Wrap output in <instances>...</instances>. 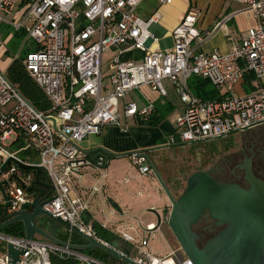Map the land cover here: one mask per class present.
I'll return each instance as SVG.
<instances>
[{
	"label": "built area",
	"instance_id": "built-area-1",
	"mask_svg": "<svg viewBox=\"0 0 264 264\" xmlns=\"http://www.w3.org/2000/svg\"><path fill=\"white\" fill-rule=\"evenodd\" d=\"M142 1L0 0V23L24 30L34 42L21 63L50 104L45 111L31 106L0 70V208L7 203V216L39 196L44 210L96 236L83 219L88 200L75 187L88 167L103 177L108 156L100 150L86 154L80 147L87 136L100 134L105 126H121V116L150 125L156 108L142 92L143 86L166 98L167 82L182 103L164 143L209 140L264 123V0H230L241 5L240 11L252 13L256 25L237 41L228 36L227 52L199 48L204 37L192 12L169 34L172 45L159 49L149 28L159 21L160 13L155 10L143 18L137 11ZM1 48L5 41L0 38ZM131 50L141 51L142 56L122 58ZM245 75L252 76L250 90L239 93ZM192 76L208 80L221 97L195 96L187 86ZM136 91L143 101L132 97ZM131 163L139 174H153L144 154L131 155ZM35 168L47 177L42 183L52 186L45 198L50 189L34 182ZM30 186L38 189L28 191ZM99 190L94 185L90 194ZM157 227L145 224L143 234L135 236L124 229L119 232L136 251L131 258L138 264H192L179 245L163 256L146 249V236ZM8 242L24 251L18 264H51L52 254L72 257L79 264L98 262L40 237L29 241L24 234L16 237L0 230V264H8Z\"/></svg>",
	"mask_w": 264,
	"mask_h": 264
},
{
	"label": "crops",
	"instance_id": "crops-1",
	"mask_svg": "<svg viewBox=\"0 0 264 264\" xmlns=\"http://www.w3.org/2000/svg\"><path fill=\"white\" fill-rule=\"evenodd\" d=\"M240 9L239 3L230 0H170L162 5L158 4L156 0H143L137 11L143 18L155 10L159 11V21L153 23L149 28L158 39L157 47L159 49L172 45L169 34L189 12H192L197 16V30L204 37L199 48L227 52L231 47L228 36L237 41L246 32V29L256 25L253 14L248 11H240ZM141 56V51L131 50L123 54L122 58L139 59ZM1 71L6 74V69ZM248 89L250 90L249 84L246 85L243 80L237 91L239 93L248 92ZM141 90L153 100L155 108L164 99L174 106L173 112L175 111L176 104L172 99L167 98L169 95L166 98H161L148 86H143ZM135 93L132 97L137 96L140 102L143 101L139 92ZM170 115L157 126L145 124L137 118L123 117L122 120L120 119L121 126H105L100 134L93 135L82 142L81 147L84 149L103 147L115 153L152 148L148 155H156L158 149L161 148L159 146L164 143L165 133H169L173 127L174 118ZM122 157L108 158L102 168L103 177L97 170L86 168L84 176L76 184V192L88 200L87 224L91 226L94 222L99 223L102 227L115 232L117 236H120L119 232L122 229L135 236L136 232L139 235L143 234L145 224L156 223L158 227L151 234L166 236L163 224L170 209L168 198L166 197V200L159 192L160 185L153 174H139L137 168L131 163V156H124L128 157V161L124 157V160H120ZM159 166L164 168L161 165V160H159ZM94 185H99L100 190L90 194L91 187ZM158 217H160L159 223ZM138 221L143 225L141 228ZM130 226H133L136 231Z\"/></svg>",
	"mask_w": 264,
	"mask_h": 264
},
{
	"label": "water",
	"instance_id": "water-1",
	"mask_svg": "<svg viewBox=\"0 0 264 264\" xmlns=\"http://www.w3.org/2000/svg\"><path fill=\"white\" fill-rule=\"evenodd\" d=\"M3 74L5 75V72ZM24 99L32 106L26 98ZM151 149L115 153L103 147L91 149L80 147V150L86 154L100 150L111 157L137 156L140 153L147 157V162L156 181L170 202L167 227L192 264H264V181L253 174L249 159L245 158L244 163L240 165L244 168L247 188L237 183L219 182L208 170H203L191 173L186 179L185 189L178 197H174L148 155ZM20 166L24 169L32 168L29 165L20 164ZM4 168L5 165L2 166V170ZM35 170L34 182L50 189L44 195L45 198L51 193L52 186L39 181L40 170L39 168H35ZM32 189L38 188L34 186L27 188L28 191ZM41 192L40 189L39 195ZM42 203L37 196L32 202L22 204L20 210L9 216L5 214L6 203L4 207L0 208V230L21 222L26 240L31 241L35 237H40L81 253L87 249L99 248L124 264H138L115 246L112 247L97 236L84 232L62 218L47 212L42 208ZM205 212L216 225H224V227L210 237L202 247H199L197 244L198 235L194 233L193 225L200 220ZM44 215L69 232L78 234L86 242L73 244L50 234L36 222L38 217ZM1 217L7 218L2 221ZM159 222L160 217H158ZM6 248L8 264H18L24 251L10 242L7 243Z\"/></svg>",
	"mask_w": 264,
	"mask_h": 264
},
{
	"label": "rangeland",
	"instance_id": "rangeland-1",
	"mask_svg": "<svg viewBox=\"0 0 264 264\" xmlns=\"http://www.w3.org/2000/svg\"><path fill=\"white\" fill-rule=\"evenodd\" d=\"M17 9L18 6L16 7L15 11ZM0 38L5 41L6 47V49H0V70H5L6 65L9 64V62L14 59L16 55L23 57L26 51L34 47V42L31 38H27L26 34L23 35L22 33H16L13 27L4 23H0ZM107 65V56L104 54L102 65L103 74H106L107 72ZM164 84L170 93L167 98L172 99L176 104L175 111L170 115L171 117L175 118L176 112L181 109L182 104L179 102L178 97L173 93L171 86L167 82H164ZM122 118L123 117L121 116V120ZM91 136L93 135L87 136L82 142L88 140ZM163 145L164 146L162 148L158 149L156 155L149 154V157L156 166L159 174L164 176L166 181L165 183L170 189L171 193L174 195V197H178L185 189L186 179L191 173L195 171L216 169L217 167H223L226 170H229L235 163V159L233 158L232 154H235L236 158H240L241 150L246 152L247 155L253 151L255 157L262 155L261 152H264V124L262 127L251 129V131L247 133L244 131H236L229 133V135L226 134L225 136L216 137L209 140H200L187 143L175 142L173 144L163 143ZM109 158L115 159L111 156ZM124 158L128 161V157ZM124 158L122 157L120 160H124ZM159 160H161V165H163L164 171L159 166ZM215 174L217 175L218 172L216 171ZM222 177L227 176L224 175ZM159 192H161V194L166 199V196L161 188ZM36 220L37 224L43 225L44 229H49V231H51L53 234H57L62 230L61 225H59L57 222H52L45 219L44 216H40ZM166 221L167 218L163 224V229L166 236H146L148 238V245L146 246V249L153 255L163 256L173 247L178 246L175 237L173 234H171V231L167 227ZM214 233H216V231L210 232L207 234L206 238L210 237ZM116 243V246L119 247L118 249H125V246H127V248L130 246L128 248L130 251V257L136 256V252L131 249L133 248V245L129 243L128 245L127 242L121 239V237L117 236ZM90 257L98 261L97 264H111L109 260L103 259L104 261H101L97 257Z\"/></svg>",
	"mask_w": 264,
	"mask_h": 264
},
{
	"label": "trees",
	"instance_id": "trees-1",
	"mask_svg": "<svg viewBox=\"0 0 264 264\" xmlns=\"http://www.w3.org/2000/svg\"><path fill=\"white\" fill-rule=\"evenodd\" d=\"M16 33H22L25 35L24 30L15 31ZM7 53V50H6ZM22 57L14 58L11 60L9 65L6 68V76L11 83H14L18 87V91L20 94L26 98L37 110L39 111H45L50 104H48V101L46 100L45 96L43 95V92L37 87V85L31 80V78L27 75V72L24 69V65L21 63ZM252 76L251 75H245L244 76V83L247 85L251 81ZM191 92L197 96L198 98H201L202 100L205 99H219L221 95L219 92L210 84V82L206 79H201L195 76H192L188 80V85ZM249 91V89L247 90ZM174 110V106L167 100L162 99V102L158 104L157 108L155 109V113L152 116V120L150 122V125L157 126L159 125L167 116H169ZM166 134V133H165ZM225 136V135H224ZM110 156H108L109 158ZM163 180L164 176L161 175ZM39 180L41 182H46L47 177L44 172H39ZM166 182V181H165ZM44 218L53 221L52 219L45 217ZM84 222H87V216L86 212H84L83 215ZM37 222V220H36ZM41 228L44 229L43 225L38 224ZM92 229L95 232V235L100 238L101 240L107 242L108 244L115 246L117 249L119 247L116 246V240H117V234L110 229L104 228L99 223H92L91 225ZM62 230L59 231L57 234L51 233L49 229L48 230L50 234L56 236L60 240L67 241L69 238V241L73 244H83L86 241L75 233H70L64 229L61 226ZM3 232L12 235V236H22L24 234L23 225L21 222L14 223L10 226H6L2 229ZM120 237V236H119ZM128 244V243H127ZM129 245V244H128ZM125 249H119L120 251L124 252L126 255L130 256L129 254V247L125 246ZM83 254H86L88 256H93L99 258L101 261L109 260L111 264H124L120 260L116 259L115 257L107 254L103 250H100L99 248H92L87 249L85 252L82 251ZM104 259V260H103ZM51 264H79V262L76 259H73L72 257H65L60 256V254H52L50 256Z\"/></svg>",
	"mask_w": 264,
	"mask_h": 264
},
{
	"label": "flooded vegetation",
	"instance_id": "flooded-vegetation-1",
	"mask_svg": "<svg viewBox=\"0 0 264 264\" xmlns=\"http://www.w3.org/2000/svg\"><path fill=\"white\" fill-rule=\"evenodd\" d=\"M264 123L253 126L251 128H248L246 130H243L245 133L251 131V129H257L258 127H262ZM241 131V132H243ZM262 155H259L258 157H255L254 152L252 151L249 155H247L246 152L241 150V157L236 158L235 154L233 155V158L235 159V163L231 167V169L226 170L223 167H217L216 169H209L208 171L210 174L219 182L223 183H237L240 186L247 188L248 183L244 178V168H242L240 165L244 163L245 158L249 159L251 170L253 174L264 181V152H261ZM218 172L216 175L215 172ZM226 175L227 177H222ZM224 227V225H216L214 223L213 219H210L207 212L203 214V216L200 218V220L193 225V231L198 235L197 244L199 247H202L204 243L213 235H215L219 230H221ZM216 231L213 235L210 237H207V234L210 232ZM132 249V248H131ZM133 251H135L133 249ZM136 252V251H135Z\"/></svg>",
	"mask_w": 264,
	"mask_h": 264
},
{
	"label": "bare ground",
	"instance_id": "bare-ground-1",
	"mask_svg": "<svg viewBox=\"0 0 264 264\" xmlns=\"http://www.w3.org/2000/svg\"><path fill=\"white\" fill-rule=\"evenodd\" d=\"M107 154V153H106ZM107 156H108V154H107ZM67 230V229H66ZM68 231V230H67Z\"/></svg>",
	"mask_w": 264,
	"mask_h": 264
}]
</instances>
